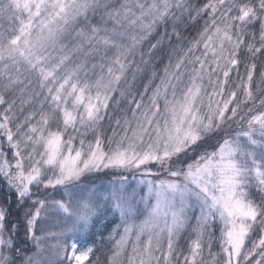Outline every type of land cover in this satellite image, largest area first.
Listing matches in <instances>:
<instances>
[{
  "label": "snow or ice",
  "instance_id": "snow-or-ice-1",
  "mask_svg": "<svg viewBox=\"0 0 264 264\" xmlns=\"http://www.w3.org/2000/svg\"><path fill=\"white\" fill-rule=\"evenodd\" d=\"M257 92L264 0H0V181L34 249L0 204V264H90L109 214L107 264H264Z\"/></svg>",
  "mask_w": 264,
  "mask_h": 264
},
{
  "label": "trees",
  "instance_id": "trees-1",
  "mask_svg": "<svg viewBox=\"0 0 264 264\" xmlns=\"http://www.w3.org/2000/svg\"><path fill=\"white\" fill-rule=\"evenodd\" d=\"M185 37L191 38L192 36L195 35V29L183 33ZM177 42L175 39L173 40V45H175ZM167 47V45H166ZM167 61L165 60L164 63ZM163 69V63L159 65L157 68V71H160ZM239 73L241 77H244L245 74V68L244 66H241L239 68ZM235 79V76L233 77ZM257 79V77H254V80ZM254 92H255V87H254ZM264 93H259L257 92L256 95L259 97ZM242 99V96L239 97ZM252 106V105H249ZM121 107L123 109H127L129 105L127 103H122ZM246 111V108L244 106L241 107V113H244ZM119 115V113L117 114ZM230 123V129L231 131H228V134H232L237 131H242L244 130V125L240 128L239 124L240 121H232ZM227 127V126H225ZM228 128V127H227ZM103 134L105 135H111V132L108 128V123L106 122L103 125ZM224 132H222L220 135H223ZM219 137H214L213 141L215 139H218ZM212 142V141H210ZM128 173V172H127ZM129 178H127V183L130 185H136L137 179H139V174H133V173H128ZM112 175V172H108L106 170L105 173H101V180L104 183H107L108 178ZM135 176V178H134ZM55 195V198H60L59 193L56 190H49ZM8 194V189L5 187L3 181H0V204H5V206L11 207L10 215L8 217V220L10 224H15L17 225L18 228V233L16 235V242L17 246L21 247L23 249H27V251L24 253L25 255L31 254L32 251H34L32 243L30 241L26 242L25 238V217H24V212L28 208V205H25L22 208H18L16 204L15 197H12L10 201H5V195ZM120 223L119 217L116 214H109L107 217L101 219L96 223L94 227H90L85 233L79 234L78 237L80 239H83L85 243L91 244L92 247L94 248V251L91 255L90 258V264H107L108 261V256L111 254L112 246L114 244V241L109 240L108 237L111 235L112 230L116 227L117 224ZM55 231L56 229H51ZM122 231V228L119 230ZM39 234V233H38ZM218 235V232H217ZM116 238H119V235L116 236ZM46 243H55V241H47ZM184 241H181V247H184ZM212 252H218L219 247L218 244H213V247L211 249ZM205 255L207 256V249L205 250ZM16 264H21V261L17 259ZM64 264H68L67 261L64 262Z\"/></svg>",
  "mask_w": 264,
  "mask_h": 264
},
{
  "label": "rangeland",
  "instance_id": "rangeland-1",
  "mask_svg": "<svg viewBox=\"0 0 264 264\" xmlns=\"http://www.w3.org/2000/svg\"><path fill=\"white\" fill-rule=\"evenodd\" d=\"M107 171L108 172H111L110 170H107ZM123 175L126 176L127 175V172L123 173ZM77 239L79 241V244H80L81 249L87 248L88 246H92L91 244H85L84 240L83 239H80V237H77Z\"/></svg>",
  "mask_w": 264,
  "mask_h": 264
}]
</instances>
